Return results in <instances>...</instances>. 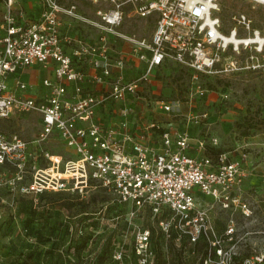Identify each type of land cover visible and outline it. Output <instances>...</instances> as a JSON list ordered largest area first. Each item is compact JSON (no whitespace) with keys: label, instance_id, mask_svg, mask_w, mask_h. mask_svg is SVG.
Instances as JSON below:
<instances>
[{"label":"built area","instance_id":"1","mask_svg":"<svg viewBox=\"0 0 264 264\" xmlns=\"http://www.w3.org/2000/svg\"><path fill=\"white\" fill-rule=\"evenodd\" d=\"M29 1L0 0V118L37 112L42 118L41 139L56 132L72 154L65 158L47 153V186L37 182L32 187L82 193L103 186L118 202L135 209L150 206L158 211L168 206L173 213L160 221L163 229L170 232L174 225L192 241L211 240L212 227L198 206L201 200L213 198L224 207L247 208L238 195L248 175L242 161L227 160L225 153L213 158L205 150L204 138L194 139L176 129L162 130L160 142L153 143L151 131L160 128L158 122L140 127L134 117L143 115L139 104L146 100V92L156 91L155 70L169 61L192 71V82L200 73L264 67V30L252 28L251 19L241 14L230 35L239 37V27L248 34L238 44L227 41L217 0H104L110 6L97 10L102 34L93 44L74 47L64 17L77 15L76 4ZM126 15H155L156 22L149 40H137L132 53L118 56L109 52V34L118 33ZM228 50L235 54L227 57ZM140 63L144 67L138 75L127 72ZM35 64L54 72V77L43 79L41 93L21 76ZM197 90L203 93L200 87ZM155 103L167 112L182 110L178 100ZM187 116L198 117L191 109ZM28 160V142L0 131V164L22 171ZM149 232L137 235L144 262L150 256Z\"/></svg>","mask_w":264,"mask_h":264},{"label":"rangeland","instance_id":"2","mask_svg":"<svg viewBox=\"0 0 264 264\" xmlns=\"http://www.w3.org/2000/svg\"><path fill=\"white\" fill-rule=\"evenodd\" d=\"M68 1L76 4L77 14L64 17L71 44L95 43L103 29L97 10L110 3ZM217 1L225 34H230L241 14L251 19L252 28L264 30V2ZM154 23L155 15H126L118 33L109 34V52L132 53L137 40L150 39ZM238 30L239 38L248 34L243 28ZM231 54L235 53H225L227 57ZM192 74L175 61L167 62L156 70V91L146 92L141 109L154 114L150 118L160 125L157 133L188 132L194 139L206 140L209 154L225 153L227 160L245 163L248 177L238 190L240 201L247 204L245 210L224 207L213 198L199 200L215 243L202 237L197 241L188 235L182 238L179 234L185 233L174 225L166 232L160 219L167 215V208L154 211L122 205L103 187L85 188L82 193L48 191L43 187L47 186V153L65 158L72 154L56 132L48 140L41 139L39 113L23 112L0 118V131L25 139L29 152L22 171L0 164V264H176L181 258L184 264L202 260L203 264H264V67L200 73L195 82ZM156 99L178 100L182 110L167 112ZM190 109L198 117H188ZM37 182L44 184L42 190L32 187ZM146 229L150 231L148 262L140 259L137 248V235Z\"/></svg>","mask_w":264,"mask_h":264},{"label":"crops","instance_id":"3","mask_svg":"<svg viewBox=\"0 0 264 264\" xmlns=\"http://www.w3.org/2000/svg\"><path fill=\"white\" fill-rule=\"evenodd\" d=\"M31 1L32 0H30L29 1V3H31ZM27 3V2H26ZM27 5H30V4H28L27 3ZM156 22V21H155ZM154 27H155V23H154ZM154 30V29H153ZM153 32V31H152ZM132 60H133V62L134 61H136V57H133L132 58ZM165 65V64H164ZM164 65H161V66H159L157 69H160L161 67H163ZM144 67V63H140V67L138 68V67H133V68H131V67H129V68H127V72L128 73H130L132 76H136V75H138L139 74V72L141 71V69ZM38 68V69H37ZM35 69L36 70H38V74H36V75H34L33 74V72H35ZM156 69V70H157ZM156 70H155V72H156ZM43 72H45V74H43ZM52 73V75H50V76H48L47 74L48 73ZM53 74H54V72H53V69L52 68H48V69H46V68H43L40 64H35V65H33L32 67H30V68H28L26 71H24L23 73H22V78L25 80V81H27L28 83H32V84H34V92H38V93H41V92H43V91H45V87L43 86V84H42V81H43V79L44 78H46V77H54L53 76ZM13 77H14V74L13 75H10V77H9V84L10 85H12V83H13ZM155 84H157V83H155V80L153 81V86L155 87ZM139 106H141V104H139ZM145 107V106H144ZM141 108V107H140ZM144 111V110H143ZM154 112V111H153ZM160 112V111H159ZM148 116V117H147ZM150 116H154V114L152 113V114H150L149 112H143V115H136L135 117H134V120L139 124V126L141 127V126H144V124H146L147 123V121H150L151 120V118H150ZM145 117H147V118H149L148 120L145 118ZM135 130H139V129H135ZM151 133H152V137H151V141L153 142V143H159L160 142V133H157L154 129L151 131ZM193 144L195 145L196 144V142L195 141H193ZM190 152L192 153V154H195V149H193V148H191L190 149ZM238 160H240V159H238ZM241 161V160H240ZM243 163V162H242ZM243 165H244V167L246 168V166H245V163H243ZM247 177H248V175H247ZM247 177L245 178V179H247Z\"/></svg>","mask_w":264,"mask_h":264},{"label":"trees","instance_id":"4","mask_svg":"<svg viewBox=\"0 0 264 264\" xmlns=\"http://www.w3.org/2000/svg\"><path fill=\"white\" fill-rule=\"evenodd\" d=\"M245 134H247V133H245ZM207 154H209L208 152H207ZM219 153H217L216 155H211V154H209L210 156H212L213 158H216L217 157V155H218ZM98 187H103V186H97V188ZM103 188H105V187H103ZM106 189V188H105ZM107 190V189H106ZM55 192H58V191H55ZM111 193V192H110ZM120 203V202H119ZM122 205H128V206H131L130 204H128V203H121ZM163 207H165V208H167L168 209V213H167V215L166 216H164V217H162V219H160V221L161 220H163V219H165V218H167V217H169V215L170 214H172L173 213V211H172V209L171 208H169L168 206H163ZM145 208H150V209H152V207H150V206H146ZM153 210V209H152ZM173 230V229H172ZM180 235V234H179ZM182 238L184 237V236H187V235H180ZM189 237V236H188ZM202 238H204L205 239V237H202ZM86 241V239L84 240V242ZM204 243L205 244H209V242L207 241V240H204ZM176 264H184V262H183V260H182V258L180 259V260H178L177 261V263ZM200 264H203V260L201 261V263Z\"/></svg>","mask_w":264,"mask_h":264},{"label":"bare ground","instance_id":"5","mask_svg":"<svg viewBox=\"0 0 264 264\" xmlns=\"http://www.w3.org/2000/svg\"><path fill=\"white\" fill-rule=\"evenodd\" d=\"M259 1L264 2V0H259ZM226 39H227V41H233V42H235L237 44L241 42L240 38L238 36H236V35H230V34L229 35H226ZM257 39L258 40H262L261 37H259ZM56 158H58V157H56Z\"/></svg>","mask_w":264,"mask_h":264}]
</instances>
